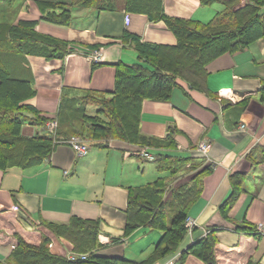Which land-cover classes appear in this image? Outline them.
Masks as SVG:
<instances>
[{
  "label": "crops",
  "instance_id": "obj_1",
  "mask_svg": "<svg viewBox=\"0 0 264 264\" xmlns=\"http://www.w3.org/2000/svg\"><path fill=\"white\" fill-rule=\"evenodd\" d=\"M37 1L67 6L71 21L57 25L43 19ZM78 1L26 0L16 6L18 13L10 22L35 21L38 33L68 43L71 52L65 59L27 55L24 60V74L37 92L29 104L50 120L45 128L25 125L23 134L33 136L46 131L69 139L60 141L49 162L25 170L0 169V264L8 263L20 238L37 247L47 239L51 253L68 260L70 256H87L77 252L69 240L56 235L52 227L68 225L75 219L99 222L100 243L93 245L89 253L131 262L149 258L163 232L139 228L124 237L129 192L168 176L158 172L160 160L167 156L194 158V172L201 173L203 186L201 196L189 208L195 230L188 232L177 252L156 264H179L182 251L214 231L219 264H264V38L210 62L198 90L180 81L169 101L143 102L142 133L164 139L176 130V149L152 150L117 139L91 142L80 136L63 135L58 128L61 121L72 122L75 118H68L72 115L69 99L82 100L91 92H114L119 64L150 67L140 60L135 41L169 47L177 44V38L164 21H151L144 11L130 10L128 0L105 1V5L115 9L80 6ZM161 1L169 17L201 23H209L232 1L241 2V7L246 4V0H219L208 7L200 0ZM95 56L97 59L91 61ZM225 89L227 97H220ZM97 110L95 105L86 106L88 114ZM53 122L57 123L54 130L49 128ZM75 137L89 146L88 154L78 156L69 145L68 141ZM204 142L211 144L207 155L198 151ZM140 150H147L154 157L151 162L158 164L154 167L144 163L138 154ZM234 175L241 176L242 191L226 219L223 207L233 194ZM189 178L173 176L168 180L169 187ZM244 222L253 226L263 224V232L254 237L233 231V226ZM131 241L138 244L142 254H147L144 259L127 257ZM184 264L205 263L189 256Z\"/></svg>",
  "mask_w": 264,
  "mask_h": 264
},
{
  "label": "trees",
  "instance_id": "obj_2",
  "mask_svg": "<svg viewBox=\"0 0 264 264\" xmlns=\"http://www.w3.org/2000/svg\"><path fill=\"white\" fill-rule=\"evenodd\" d=\"M6 8L18 6L26 0H0ZM18 1V2H17ZM106 0H79L78 5H95L99 9H115L105 5ZM210 6L219 0H200ZM17 2V3H14ZM234 3L217 14L209 23L172 18L164 13L161 0H128L132 11H144L151 21H164L177 38L175 46L140 43L134 47L145 65H117L115 89L112 93L91 92L82 100L69 99L72 122L59 123L62 134L80 136L91 142L109 139L122 140L131 145L152 150L176 149L175 131L164 139L147 136L141 130L142 105L145 100L167 102L182 81L191 89H199L206 77V67L214 59L248 48L264 38V0H246L245 6ZM42 18L58 24L71 21L67 6L55 2L37 1ZM140 7V8H139ZM35 21L21 20L17 25L0 23V169H29L50 160L60 141L46 131L33 136L23 134L25 125L45 128L50 120L39 114L29 101L36 96L31 80L24 74L27 55L44 56L46 59H65L71 52L68 43L42 35L36 31ZM264 92V87H263ZM264 94V93H263ZM264 101V96H263ZM245 103L247 101H244ZM87 105H95V114H88ZM64 109V108H63ZM63 112V110H62ZM61 111L58 116H61ZM66 118V119H68ZM58 136V135H57ZM163 155H159V158ZM158 172L162 176L146 186L131 188L129 192L128 221L124 237L131 236L139 228L163 232L149 258L142 262H131L123 258H108L95 252L100 232L98 221L75 219L68 225L58 224L54 233L69 240L77 252L86 254L85 260L68 261L51 253L49 240L40 246L28 245L21 238L19 245L7 264H156L177 252L185 240L188 230L186 220L191 204L201 196L202 176L196 175L195 159L167 156L160 160ZM196 165V166H195ZM194 172V173H192ZM188 174V175H187ZM187 175V176H186ZM189 178L177 186L169 187L171 177ZM233 194L223 207V216L242 191L241 176L232 177ZM170 192H169V191ZM170 193V200L167 195ZM167 200V201H166ZM170 201V202H169ZM233 231L242 235L259 237L257 226L244 222L233 226ZM195 230V228H194ZM216 231L180 253L178 263L184 264L189 256L205 264H218L215 247ZM120 240H114L119 243ZM122 242V241H121ZM120 242V243H121ZM100 245V244H99ZM103 246V244H101ZM258 264V263H248Z\"/></svg>",
  "mask_w": 264,
  "mask_h": 264
},
{
  "label": "built area",
  "instance_id": "obj_3",
  "mask_svg": "<svg viewBox=\"0 0 264 264\" xmlns=\"http://www.w3.org/2000/svg\"><path fill=\"white\" fill-rule=\"evenodd\" d=\"M127 21H129V17L127 18ZM96 59H97L96 56L90 58L91 61H94ZM226 91H227L226 89L224 91H221L219 93L220 97H227V95L225 93ZM56 127H57V123H55V122L49 124V128L52 130H54ZM68 143L75 150V152L78 154V156H84V155L88 154V152L90 150L89 146L86 143H83L81 140H79L76 137L70 139L68 141ZM210 148H211V144L208 142H204V143L200 144V146L198 147V151L201 152L203 155H207ZM138 154L147 160H150V161L154 160V157L150 153H148L147 150H140V151H138ZM185 224H186V228H187L189 233L190 232L192 233L194 228H196V223L193 221V219L191 217L187 218ZM262 225L263 224H260L257 226V228L260 232H263L262 231V229H263ZM86 258H87L86 256H82V257L70 256L68 261L73 262V261H76L78 259L79 260L80 259L85 260ZM170 264H172V263H170Z\"/></svg>",
  "mask_w": 264,
  "mask_h": 264
},
{
  "label": "rangeland",
  "instance_id": "obj_4",
  "mask_svg": "<svg viewBox=\"0 0 264 264\" xmlns=\"http://www.w3.org/2000/svg\"><path fill=\"white\" fill-rule=\"evenodd\" d=\"M19 1V0H18ZM17 1V2H18ZM2 2V1H1ZM0 2V23L2 22H7V23H10L11 21H14L15 18H16V13H18V8L14 7V5L10 8H6L5 6L2 5V3ZM17 2H14V3H17ZM20 2V1H19ZM22 3V1H21ZM216 6V5H215ZM129 17V21H127V18ZM23 20V19H21ZM19 20V21H21ZM19 21L15 22L14 24H18ZM126 22L129 23L130 22V16L127 15L126 17ZM62 71V69L60 70ZM188 158V157H187ZM187 158L185 157L184 159L187 160ZM144 163L146 162V164H149V165H152L155 167V165H157L158 163L157 162H151V161H148L146 159H144ZM188 175V174H187ZM186 175V176H187ZM184 176V177H186ZM146 186V185H145ZM157 232V231H156ZM133 244L131 247L128 248V253H127V257L129 259H133V260H142L146 257L147 254H142L140 252V249L138 248V244H136L134 241H131ZM149 244V243H148ZM150 245V244H149ZM135 253V254H133ZM219 264V263H218Z\"/></svg>",
  "mask_w": 264,
  "mask_h": 264
}]
</instances>
